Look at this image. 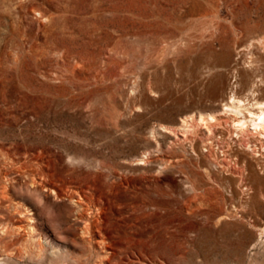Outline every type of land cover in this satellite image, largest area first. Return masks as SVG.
Wrapping results in <instances>:
<instances>
[{
	"label": "rangeland",
	"instance_id": "374dc122",
	"mask_svg": "<svg viewBox=\"0 0 264 264\" xmlns=\"http://www.w3.org/2000/svg\"><path fill=\"white\" fill-rule=\"evenodd\" d=\"M261 36L264 0H0V264H264V158L182 125Z\"/></svg>",
	"mask_w": 264,
	"mask_h": 264
},
{
	"label": "bare ground",
	"instance_id": "6f19581e",
	"mask_svg": "<svg viewBox=\"0 0 264 264\" xmlns=\"http://www.w3.org/2000/svg\"><path fill=\"white\" fill-rule=\"evenodd\" d=\"M261 42H264V36H261ZM249 68L251 70V73L248 74L250 86H248V93L244 97L241 98L236 96L234 92L232 96L229 97L228 101L224 103V107L219 111V115L216 113L199 114V116H188L182 120L184 129L191 127L194 134L202 132L205 139L204 147L207 148L206 152L210 154L208 155L210 161H216L219 158L217 152H215V146L220 140L227 141L229 147L230 144L239 147L236 153L221 151L224 158H232L234 161L233 170L231 167H228V171L231 174H234V169L238 164L239 156L237 153L243 154L245 157H259L260 160L264 158V99L262 98V100H260L258 98L259 90L264 86V80H258L259 77L255 75L253 64H251ZM222 125H225V128H229L226 135L218 137V135H215V129L217 126ZM161 129L164 132L174 133L171 128L165 126H162ZM184 133L188 134L187 131ZM186 134H184V137L188 139ZM218 165H216V167L224 170L225 165L228 164L222 162ZM255 176V180H258L256 173ZM235 183L239 185L238 180H235ZM247 189H250L249 185ZM243 193L244 192L241 191V194ZM230 196H232L231 192Z\"/></svg>",
	"mask_w": 264,
	"mask_h": 264
}]
</instances>
